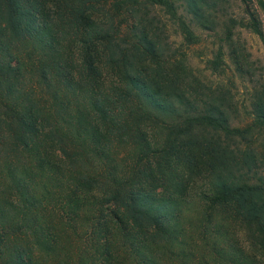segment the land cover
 <instances>
[{
    "label": "trees",
    "instance_id": "1",
    "mask_svg": "<svg viewBox=\"0 0 264 264\" xmlns=\"http://www.w3.org/2000/svg\"><path fill=\"white\" fill-rule=\"evenodd\" d=\"M138 2L0 0V264H264V180L230 145L264 113L201 107Z\"/></svg>",
    "mask_w": 264,
    "mask_h": 264
},
{
    "label": "rangeland",
    "instance_id": "2",
    "mask_svg": "<svg viewBox=\"0 0 264 264\" xmlns=\"http://www.w3.org/2000/svg\"><path fill=\"white\" fill-rule=\"evenodd\" d=\"M168 2L169 7L139 0L134 22L143 21L153 31L155 25L163 56L184 65L203 85L206 95L201 97V107L213 99L228 114L232 127L254 125L257 114L264 113V41L248 27L251 21L258 22L264 32V13L257 1L245 5L240 0H206L196 7L193 0ZM180 17L193 33L191 42L183 38ZM212 61L215 68L210 66ZM248 136L230 145L237 143L241 152L253 154L252 181L264 180V128H254ZM195 187L204 190L203 182ZM238 228L245 240L243 229Z\"/></svg>",
    "mask_w": 264,
    "mask_h": 264
}]
</instances>
